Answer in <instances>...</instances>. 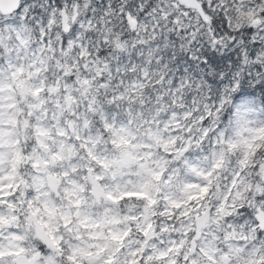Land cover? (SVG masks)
Wrapping results in <instances>:
<instances>
[{"label":"snow or ice","instance_id":"obj_1","mask_svg":"<svg viewBox=\"0 0 264 264\" xmlns=\"http://www.w3.org/2000/svg\"><path fill=\"white\" fill-rule=\"evenodd\" d=\"M98 61L119 79L99 72L94 85ZM229 104L247 133L239 141L233 120L217 124ZM136 108L151 134L141 147L152 156L159 145L166 159L120 189L104 173L141 159ZM109 137L116 151L101 150ZM261 141L264 0H0V264H264ZM193 144L199 163L185 159ZM177 162L201 181L185 182L180 200L170 195ZM129 201L142 207L113 211Z\"/></svg>","mask_w":264,"mask_h":264},{"label":"clouds","instance_id":"obj_2","mask_svg":"<svg viewBox=\"0 0 264 264\" xmlns=\"http://www.w3.org/2000/svg\"><path fill=\"white\" fill-rule=\"evenodd\" d=\"M81 14H83L84 9H80ZM102 31H107V28L102 29ZM135 42V38L130 39L129 41L125 42L123 45V48L126 52H130L132 51V46ZM78 55V53H77ZM70 59H75V56H70ZM87 59V58H86ZM102 61H98L95 65L91 66L89 69V76L90 78L94 79V85H97L100 83V78H99V72H103L105 73L108 77H109V83H111L112 80L114 79H119V77H113L111 73H109L107 71L106 67H101L102 65ZM66 66H67V62H66ZM69 71H72L71 68H69ZM77 75H80V73H77ZM157 75H160V73H157ZM153 79H155V77H153ZM125 87H127V84H125ZM113 89H115L117 92L120 91V89L118 87H116V85L112 84L111 87H109L107 89V91L111 92ZM93 95H96V90H95V86L93 87V89L91 90ZM69 94H75L73 92V89L70 87L69 88ZM60 94H57V97H53L50 98L49 103L47 105H45V107L48 108L49 111L53 110V101L55 98H58ZM128 92H125V98H127ZM146 95H145V99H146ZM80 103L82 104L85 97L83 96H79L78 97ZM73 107H77V105L74 103ZM232 107V105H226L224 110L221 111L219 113V117L220 119L217 120V124L220 125L221 127H229L228 126V120H233V124L231 125V127H229V132H228V136L230 139L239 141L241 139H243V137L245 135H247L246 132H241V129L239 127H237V125L234 122V118L232 116L231 113L228 112V109ZM59 111V110H57ZM81 116H83V112L80 113ZM225 117L228 118V120L225 119ZM129 119H131L133 121V123H131L129 125V127L131 129H133L135 131V133L138 135V139L136 141H134V143L137 144V147L133 149V151L139 155L141 157V159L139 160H135L133 161L132 165L130 167H127L126 169H124L123 171H121L120 169H116L115 171V179L112 178V172H105L104 175H106L108 177V179L106 180V183L110 184V185H120V189H124V188H128V189H132L134 187H137L140 180L142 179V172H143V168L140 167L141 164H143L145 167L150 166V161H163L164 159H166V157L164 156V154L162 153V151H160L159 149V145H153L152 148L150 149V151L152 152V156H149L147 154V152L144 150L143 147H141L143 144H145L146 140L151 139V134H149V136L145 135V132L143 131V117H141L140 115V110L138 108L134 109V114L130 115L128 117ZM64 120H72V117L65 114L63 116ZM91 119V117H90ZM162 119V117H161ZM181 123H187L185 121H181ZM258 125L256 123L252 124V127L255 128ZM72 127L76 128V132H73L72 135L75 134H79L81 136H84L86 134V130L83 127H80L76 124H73ZM55 132V129L53 130ZM160 134L163 135V127H161L160 130ZM180 135H184L183 132L180 133ZM193 135L196 136V138H199V134L194 130ZM214 137H209V139H213ZM109 140L108 144H101L100 148L101 150L103 149H109L110 152L116 151L114 149L110 148V140L111 137L107 138ZM259 148L257 149V155L254 157L255 162L256 163H261L264 162V156H261L259 153L260 152H264V141L259 142ZM222 146V145H221ZM203 148L204 149H208L209 148V144L207 142H205L203 144ZM243 147H237L234 150H231L227 153L226 157H225V161L223 164L222 169L220 170L219 175L222 177V179L219 181V183H226L227 182V177L225 176V173H229L230 168L235 167V162L241 157L242 153H243ZM191 154L190 155H186L185 159H190L193 163H199V161L196 160V154L198 151V147L193 144V147L191 148ZM101 154H103V151H101ZM201 155H203V153H201ZM163 166V164H161V167ZM169 167H179L182 170V174H178L179 175V180H175L174 179V185L173 188L170 192V195L172 196V198L176 199V200H180L183 198H186L187 193L183 190L182 185L185 182H189V183H197V182H201L198 180L197 177H195L193 174L188 173L185 169H184V165L182 163L177 162L176 164H172L169 163L168 165ZM129 181H131V183H129ZM142 207V202H133V201H129L128 205L126 206L125 209H121L120 205H116L113 209L114 212L116 213H120L121 211H126V212H131L134 210H137L139 208ZM163 207V202H161V204L158 206V211L160 209H162ZM165 218L157 216L156 220H163Z\"/></svg>","mask_w":264,"mask_h":264}]
</instances>
